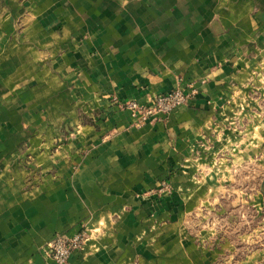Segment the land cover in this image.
<instances>
[{
	"label": "crops",
	"instance_id": "obj_1",
	"mask_svg": "<svg viewBox=\"0 0 264 264\" xmlns=\"http://www.w3.org/2000/svg\"><path fill=\"white\" fill-rule=\"evenodd\" d=\"M177 87L140 128L117 106ZM258 158L264 0H0V264L80 231L67 264H264L222 199Z\"/></svg>",
	"mask_w": 264,
	"mask_h": 264
},
{
	"label": "rangeland",
	"instance_id": "obj_2",
	"mask_svg": "<svg viewBox=\"0 0 264 264\" xmlns=\"http://www.w3.org/2000/svg\"><path fill=\"white\" fill-rule=\"evenodd\" d=\"M263 159V158H262ZM224 164H220V166ZM250 165V164H249ZM248 167H243V165L241 167H239L236 170H233V174H235L236 177H224L222 180V182L225 184L222 187V199L223 201H225V199L229 200L231 198V195L235 192L230 193V188L228 187L229 183H233L234 186V190L237 192L238 194H233L232 197L235 198L237 196V200H239L238 202V218H239V222H238V226H237V232H238V238H239V246L238 249L239 250H243L245 247H243L242 245H240V240H241V236L246 232L245 229V225H243L245 223V213H246V203H245V199L248 198L250 196H253V205L249 202V206H248V210L250 211V209L252 210V212L248 213V218H249V222H251V229L253 231V233L255 234V240H254V251L257 252L262 248V245H264V206L261 205V203L257 204L255 201L257 200L258 196H263L264 194H261V192L264 193V160L261 161L260 158L253 160V162H251V165ZM222 166V167H223ZM226 167V166H224ZM230 170V168H229ZM261 170L263 172H261ZM228 173V172H227ZM246 174H249L248 176H246ZM248 177V178H246ZM232 180V181H231ZM247 186L249 188H251L252 190L248 192V194L245 192ZM233 191V190H232ZM261 196V197H262ZM224 208V213L222 214L223 217L226 215L227 218H229L228 214H225V212L227 211L228 213H230V209H229V204L227 202V205H223ZM226 228V230L224 231V233L226 232V234L229 233L230 228L229 225H223V228ZM249 228V227H248ZM236 228L234 226L233 228V232H235ZM243 245L245 246V241H242ZM263 253H264V249H263ZM230 264V261H228Z\"/></svg>",
	"mask_w": 264,
	"mask_h": 264
},
{
	"label": "built area",
	"instance_id": "obj_3",
	"mask_svg": "<svg viewBox=\"0 0 264 264\" xmlns=\"http://www.w3.org/2000/svg\"><path fill=\"white\" fill-rule=\"evenodd\" d=\"M188 98L189 95L181 87H177L166 94L155 96L150 104L123 101L118 102L117 106L120 110L128 111L136 127L140 128L159 117L169 116L176 108L184 105ZM85 241V231H80L70 238L55 236L45 247L47 264H67L71 254L81 249Z\"/></svg>",
	"mask_w": 264,
	"mask_h": 264
}]
</instances>
